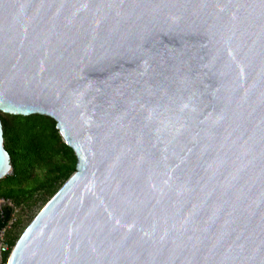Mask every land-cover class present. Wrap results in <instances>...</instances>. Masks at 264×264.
Masks as SVG:
<instances>
[{
    "label": "water",
    "instance_id": "water-1",
    "mask_svg": "<svg viewBox=\"0 0 264 264\" xmlns=\"http://www.w3.org/2000/svg\"><path fill=\"white\" fill-rule=\"evenodd\" d=\"M1 113L78 158L8 264H264V0H0Z\"/></svg>",
    "mask_w": 264,
    "mask_h": 264
},
{
    "label": "trees",
    "instance_id": "trees-1",
    "mask_svg": "<svg viewBox=\"0 0 264 264\" xmlns=\"http://www.w3.org/2000/svg\"><path fill=\"white\" fill-rule=\"evenodd\" d=\"M1 118L13 172L0 179V198L12 201L14 207L1 208L0 233L9 226L15 208L33 202L44 206L76 171L78 163L54 118L6 113H1ZM25 229L18 225L7 233L5 243L9 248L0 252V264H8L9 255Z\"/></svg>",
    "mask_w": 264,
    "mask_h": 264
},
{
    "label": "rangeland",
    "instance_id": "rangeland-1",
    "mask_svg": "<svg viewBox=\"0 0 264 264\" xmlns=\"http://www.w3.org/2000/svg\"><path fill=\"white\" fill-rule=\"evenodd\" d=\"M8 114V113H6ZM13 170L9 172L8 175L12 174ZM14 207L12 201L7 200L5 198H0V209L2 207ZM43 206H40V203L33 202L31 205L23 206L22 208H15L13 213V218L7 227V229L3 230L0 233V248L2 244L6 247L5 239L7 233L11 230H15L18 225L24 226V229L31 223V221L36 217V215L40 212ZM24 232V231H23Z\"/></svg>",
    "mask_w": 264,
    "mask_h": 264
},
{
    "label": "built area",
    "instance_id": "built-area-1",
    "mask_svg": "<svg viewBox=\"0 0 264 264\" xmlns=\"http://www.w3.org/2000/svg\"><path fill=\"white\" fill-rule=\"evenodd\" d=\"M6 245H7V244H6ZM8 248H9L8 245H7L6 247H4L3 244H2V247L0 248V252L5 251V250H7Z\"/></svg>",
    "mask_w": 264,
    "mask_h": 264
},
{
    "label": "bare ground",
    "instance_id": "bare-ground-1",
    "mask_svg": "<svg viewBox=\"0 0 264 264\" xmlns=\"http://www.w3.org/2000/svg\"><path fill=\"white\" fill-rule=\"evenodd\" d=\"M11 171V170H10Z\"/></svg>",
    "mask_w": 264,
    "mask_h": 264
}]
</instances>
